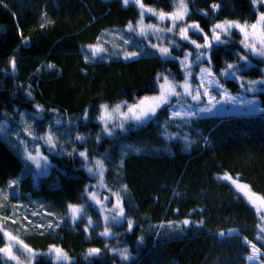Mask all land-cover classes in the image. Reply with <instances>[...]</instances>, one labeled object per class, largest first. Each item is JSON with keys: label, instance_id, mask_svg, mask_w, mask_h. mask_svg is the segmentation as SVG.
I'll return each mask as SVG.
<instances>
[{"label": "trees", "instance_id": "trees-1", "mask_svg": "<svg viewBox=\"0 0 264 264\" xmlns=\"http://www.w3.org/2000/svg\"><path fill=\"white\" fill-rule=\"evenodd\" d=\"M143 2L164 12L173 10L170 0ZM188 2L186 21L199 23L204 32L224 19L254 23L257 18L250 0ZM212 3L221 5L218 12L210 10ZM138 18V9L123 6L121 0H0V123H5L0 134V190L10 191L0 207V218L10 216L6 230L32 249L47 252L55 245L74 264H248L249 249L242 238L264 246V240L256 239L258 233L264 236L257 227L261 222L245 197L221 177L239 174L241 183L264 195V111L180 118L172 117L171 103L141 127L116 128L111 136L97 119L100 105L133 104L158 94V74L175 81L184 78L179 58L187 49H194L192 45L181 41L180 48L173 49L178 59L161 57L150 45L154 39L127 30L128 22L135 24ZM21 33L29 38L27 43H22ZM191 34L203 41L200 34ZM97 38L107 51L85 61L86 46L96 44ZM241 38L234 30L228 44L213 46L212 68L219 74L226 63L244 65L238 56L248 55L250 65L237 73L241 80H221L233 93L256 96L264 106V86L258 85L256 92L246 90L248 80L264 76V58L246 52L239 43ZM127 39L129 45L124 44ZM125 52L139 55L124 59ZM13 56L15 72L9 67ZM36 105L44 111L36 114ZM85 111L87 119L83 118ZM26 125L38 136L51 130L57 138L56 149L27 136L23 132ZM17 131L29 151L35 154L39 147L48 156L49 167L43 175L30 161L25 168L24 145ZM78 135L85 139L77 140ZM85 149L88 161L77 154ZM96 159L104 160L103 185L98 174L87 171ZM17 178V185L7 186ZM88 191L95 192L108 208L113 194L119 193L125 215L133 221L132 231L125 220L109 218L112 234L101 236L106 211L88 199ZM69 204L85 208L84 216L75 223L66 215ZM13 206H20L19 211ZM89 217L93 224L85 231ZM185 219L190 221L188 225L182 223ZM49 222L60 227L48 228ZM5 244L0 234V247ZM90 248L101 252L86 258ZM122 248L128 249L129 260L111 251ZM36 264L57 262L41 256Z\"/></svg>", "mask_w": 264, "mask_h": 264}, {"label": "snow or ice", "instance_id": "snow-or-ice-1", "mask_svg": "<svg viewBox=\"0 0 264 264\" xmlns=\"http://www.w3.org/2000/svg\"><path fill=\"white\" fill-rule=\"evenodd\" d=\"M123 6L127 7L130 4L135 6L138 9V19L135 24L132 21H129L127 24V30L129 32H134L140 36H146L149 31L153 34H158L161 32L174 33L176 36H179L181 40L187 41L191 45L194 46V50L184 52V57L182 60H179L181 65V69L184 73L183 83L176 82L174 80H170L168 75L158 74V81H162L159 84V94L152 97H144L134 104H127L124 102L122 104H116L111 109L109 105L103 104L100 105V115L97 117L104 124L103 131L106 132L109 136L112 135L113 129L109 127V121L113 119L114 114H119L122 117L119 125H114V127H119L124 129V121H135L142 122L144 120L149 119L150 117H154L157 113V110L160 109L164 105H170L172 103L173 97H181V96H190L193 101H201L203 97H207V102L209 105L214 107L213 101L219 103L216 99V96L211 95L209 88L210 86H214L217 89L219 95L222 96V99L226 101H235L236 96L231 95L228 90L220 83L221 77H230L237 81L242 78L237 75L238 72L250 65L248 55L241 54L238 56V59L244 61V65L226 63L225 67L220 71L219 75L212 71L211 67V56L209 54L210 50L213 48V45H221L227 42L226 38L231 36V32L233 29H236L242 36V39L239 43L243 46V49L246 52L251 53L253 56H259L264 58V12H259L258 17L256 18L254 23H248L245 20L241 23L239 20H228L224 19L212 25L209 32H204V29L201 28L199 23L186 22V17L189 15L188 3L186 0H170V6L173 9L171 12H164L162 9L157 10L156 8L149 7L144 4L143 0H121ZM251 5L254 10L258 11L259 7L264 6V0H250ZM221 5L219 3L210 4L209 8L213 13L219 11ZM197 12L201 13L204 16L208 15L207 11L197 9ZM148 14L151 17H155L158 23L156 24H144L145 15ZM47 14H44L46 18ZM168 20L171 22V25L167 28L161 27L163 22ZM40 27H45L44 23L40 24ZM192 31L193 34H200L203 38V44L197 43L196 40H193L189 37V31ZM22 43H27V37H24L21 33ZM99 39L97 38L96 44L87 45L88 53L85 54V61H87L90 57L95 58L99 53L106 52L107 49L103 47L101 43H99ZM124 43H128V41H124ZM169 45L171 47L180 48V45L176 43L175 40H170ZM152 48L157 49L161 55V57H171L172 59H178L177 57L171 56V51L169 46H160L157 44H152ZM183 51V49H181ZM139 55L138 52H125L124 59H130ZM194 57V59H190ZM206 63L208 67H202L199 69V80L200 83L196 86H193L191 83V78L193 73L191 72V68L193 64H196L199 67V63ZM9 67L13 72L16 71V58L15 56L11 57L9 60ZM48 68H53L54 65H47ZM264 72V70H262ZM264 86V76L259 80H248L247 81V91L256 92L257 86ZM241 88L245 87L244 83L240 84ZM181 89L182 91H178L177 89ZM201 89L203 91H201ZM28 96H31V92L27 93ZM146 102H150L146 106ZM179 103V100L176 101ZM250 108V111H264V108H260L256 103V98L254 97L252 100H248L246 102ZM122 107H126V111H121ZM212 107L200 108L196 112H187L182 113L180 111H173L172 117H180L184 116H196L200 112H210ZM36 114H39L44 111L42 106L36 105ZM55 111V110H53ZM21 116L24 113H20ZM35 115V114H34ZM84 119L88 118V113L85 111ZM56 124H59L60 121H55ZM50 128V126H49ZM23 132L26 133L27 136L32 137L34 140H43L46 145H48L50 150H55L57 147L56 136L55 134L49 130L44 133L42 136H38L34 134L31 125H26L23 129ZM16 136L20 138V143L24 145L23 152L21 153L23 160L25 161V168H29L28 162L30 161L35 165L37 169H42L39 175H43L44 172L49 167L48 164V156L44 155L39 147L35 148V154L32 151H29L27 148V141L23 140L20 137V132H16ZM77 140L83 141L85 139L84 136H77ZM99 139V137H97ZM9 147H13L11 141L7 142ZM71 155V153H68ZM80 157L83 158L84 161H88L89 153L88 150L80 151L77 153ZM43 162V163H42ZM93 166L87 167V171L90 174H98L100 178V182L103 185V174H104V160L96 159L91 162ZM121 165H123V160H121ZM222 179L229 180L233 185H235L236 189L239 192L244 194V197L247 199V202L255 209V214L259 217L261 223L257 225L260 229V233H264V195H257L255 192L251 190V187L247 184L239 183V174L236 177H233L227 173L221 177ZM19 183V178L10 180L8 182V187H14ZM106 187V185H104ZM125 188L127 186H124ZM87 191V187H86ZM0 194L2 190H0ZM116 197V204L113 205L111 209L108 211H116L117 215L111 217L112 221L117 220H125L128 225V231H132L133 229V221L131 219H127L123 204L121 202V197L119 193H114ZM87 197L89 200L94 202L95 205L100 206V210H104L103 202L97 197L95 192L88 191ZM105 200L108 197L104 198ZM3 200L7 201V194H3ZM0 207H3V204H0ZM16 212L19 211L20 206H13ZM66 215H70L71 220L75 223L77 220L82 219L85 214V208L83 205H73L69 204L67 206ZM32 215H37V213L33 212ZM51 215V213H49ZM11 219L10 216H4L0 218V233H2V237L7 239V243L4 247H0V264H7V261H14L15 264H36L37 257L47 256L50 259L54 258L57 264H74V261L70 258L69 254L60 247L55 245L49 246L47 252H38L27 244L20 240L17 235H13L12 232L6 230L5 225ZM25 220L28 219L27 216L24 217ZM104 220L106 222L105 229L100 233L101 236H109L111 235L110 228L108 226L109 217L105 216ZM16 220H12V223H16ZM29 223H31L29 221ZM184 225H188L190 223L189 220L185 219L182 221ZM199 223H203L201 220ZM93 224V221L89 217L87 219V223L85 225V231H87L88 227ZM163 226V225H161ZM171 226V223L170 225ZM39 227V225L37 226ZM48 228H58L60 227L59 223L49 222L47 225ZM235 230L230 229L229 232ZM221 236L225 235V233L221 232ZM141 241L143 237L139 238ZM257 240H264V236H261L259 233L256 237ZM243 242L248 245V254L245 257L246 261L252 262L255 261L256 264H264V246L258 247L255 242L248 239L247 237L242 238ZM107 247V246H105ZM16 248L17 251L21 253V255H17L13 249ZM113 252H118L120 258L122 260H129L131 258L130 253L127 248L122 249H111ZM101 252L99 248H90L87 250L86 258L91 256H98Z\"/></svg>", "mask_w": 264, "mask_h": 264}, {"label": "rangeland", "instance_id": "rangeland-1", "mask_svg": "<svg viewBox=\"0 0 264 264\" xmlns=\"http://www.w3.org/2000/svg\"><path fill=\"white\" fill-rule=\"evenodd\" d=\"M186 2L188 3V8L190 9L189 7V2L188 0H186ZM256 11V10H255ZM259 12H264V6H261L259 7L258 11H256L257 13V17H258V14ZM167 13V12H166ZM151 17L150 15L146 14L145 15V18H144V24L147 25V24H156L158 23V21L156 20L155 17H152V18H148ZM186 20H187V17H186ZM187 22V21H186ZM241 22V21H240ZM243 23V22H241ZM249 23V22H248ZM251 24V23H250ZM171 25V22L168 21V20H165L163 22V24L161 25V27H164V28H167ZM236 30V29H233L232 32H231V36L229 38H226L227 42L224 43V44H228V41L230 38L233 37V31ZM237 31V30H236ZM238 32V31H237ZM208 33V32H206ZM239 33V32H238ZM240 34V33H239ZM189 37L193 40L194 39V36L191 34V30L189 31L188 33ZM241 35V34H240ZM140 36V35H139ZM156 36V37H155ZM144 38H147L149 37L150 39H154V41H152L153 44H157V39L158 40H161L159 41L160 46H169L170 47V51H171V56L172 57H177L178 58V54L174 53L173 52V49L175 47H171L169 45V41L170 40H175L176 43H178L180 46H181V40L179 36H176L174 33H167V32H161V33H158V34H153L151 31H149L147 33L146 36H142ZM125 39V38H124ZM156 39V40H155ZM242 39V38H241ZM125 41H128V43H124L125 45H129L131 43V40L130 39H127ZM197 41V40H196ZM136 42V39L134 38V43ZM187 42V41H186ZM152 43H150V45H152ZM197 43H200V44H203V41H197ZM158 45V44H157ZM215 45V44H214ZM213 45V46H214ZM242 46V45H241ZM192 47L194 48V46L192 45ZM243 48V46H242ZM179 49V48H178ZM157 50V49H156ZM194 49H187L186 51H192ZM158 51V50H157ZM185 51V52H186ZM246 51V50H245ZM100 54V53H99ZM210 54V52H209ZM252 55V54H251ZM253 56V55H252ZM138 57L135 56V57H132L133 58H136ZM184 57V55L182 57L179 58V60H182ZM255 57H259V56H255ZM262 58V57H261ZM190 59H194V57L190 58ZM202 67H208V65L206 63H199V67L196 66V64H193L192 68H191V72L193 73V76L191 78V83L193 86H196L200 83V80H199V69L202 68ZM211 67H212V64H211ZM212 71L214 72L213 68H212ZM215 73V72H214ZM184 75V73H183ZM219 75V74H217ZM196 77L197 79V82L195 83L194 82V78ZM222 78V77H221ZM220 78V83L228 90V92L233 95V96H236V100L235 101H226L224 99H222V96L218 94L217 92V89L214 87V86H210L209 88V91L211 93V95H214L216 96V99L218 101H220L219 103H216L215 101H213V104L215 105L214 107H212L211 105L208 104L207 102V97H203L201 101H193L191 99L190 96H181V97H173L172 98V108H173V111H180L182 113H187V112H196L198 111V109L200 108H205V107H212V110L210 112H200L198 115L196 116H184L185 118H194V117H201V116H223V117H228V116H233V115H253V114H256V113H259L261 111H258V112H253V111H250L249 108L250 106L246 103L248 100H252L254 97L256 98V103L257 105L260 107V108H264V106L261 104V99L256 97V96H246L245 94H240V93H233L230 89H228V87L223 83V81L221 80ZM223 78H226V77H223ZM170 79V78H169ZM171 80V79H170ZM184 80V78H183ZM183 80L181 81H176V82H180V83H183ZM175 81V80H174ZM162 83V81L159 82V84ZM261 86H257V88H260ZM178 91H182L181 89H177ZM201 91H203L201 89ZM159 94V93H158ZM156 94V95H158ZM154 95V96H156ZM148 97H152V96H148ZM143 99V98H142ZM141 100V99H140ZM179 100V103H177L176 101ZM139 101V100H138ZM137 101V102H138ZM136 103V102H135ZM150 103V102H146V106L147 104ZM118 104H122L123 103H118ZM129 104V103H127ZM134 104V103H133ZM109 105V104H107ZM116 104H114L113 106H115ZM5 106L9 108V104L6 103ZM113 106H109V108L111 109ZM126 107H122L121 111H126ZM159 110V109H158ZM157 110V111H158ZM152 117H150L149 119L147 120H144L142 122H135V121H131V120H128V121H124V129L123 131H129L130 129H134V128H138V127H141L142 125H144L147 121H149ZM122 120V117L119 116V114H114V117L112 120H110L108 123H109V127H111L113 129L112 131V134L116 131V128H119L118 126L117 127H114V125H119V123L121 122ZM98 121L100 123L103 124V122H101L99 119ZM5 123H0V134L3 133L5 131V126H4ZM104 125V124H103ZM43 163V162H42ZM49 164V163H48ZM48 169V168H47ZM42 171V169H40ZM47 170L44 172L46 173ZM225 180V179H224ZM229 181V180H227ZM231 182V181H229ZM239 183H241L239 181ZM244 184V183H242ZM235 187V185H234ZM236 188V187H235ZM11 190V189H10ZM2 193L3 194H7L10 195V191H3L2 190ZM243 196L244 194L242 192H240ZM3 194H0V204H4V200H3ZM246 199V198H245ZM247 200V199H246ZM116 204V197L114 196L113 198V202H112V205L110 208L106 207V204L104 205V210L106 211V213H104V210L102 211L106 216H108L109 218H111L113 216L112 212L113 211H108V209H111L113 207V205ZM98 208H100V206L96 205ZM1 213V211H0ZM8 231V230H7ZM2 234V233H0ZM6 240V243L8 242L7 239L5 238ZM14 252H16L17 255H21V253L19 251L16 250V248L13 249ZM39 252V251H38ZM14 262V261H13ZM248 264H256L255 261H252V262H249L247 261ZM15 263V262H14ZM25 264H27V261H25Z\"/></svg>", "mask_w": 264, "mask_h": 264}]
</instances>
